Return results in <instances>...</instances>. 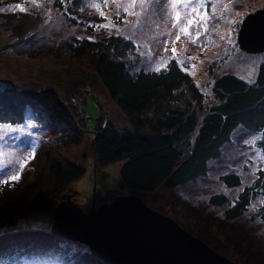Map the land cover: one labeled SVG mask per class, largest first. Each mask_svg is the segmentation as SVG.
I'll return each instance as SVG.
<instances>
[{"label":"rangeland","instance_id":"1","mask_svg":"<svg viewBox=\"0 0 264 264\" xmlns=\"http://www.w3.org/2000/svg\"><path fill=\"white\" fill-rule=\"evenodd\" d=\"M128 3L129 0H85L87 23L75 25L65 12L55 7L54 0H0V84L10 83L18 89H58L61 98L77 109L75 121L55 132L42 129L43 125L34 120L16 126L0 125V170L18 167L20 159L35 148L34 157L23 168L20 179L0 186V236L26 230L52 233L54 213L48 216L29 211L27 205L51 179L49 172L55 157L87 169L86 176L55 199L57 205L70 199L89 214L94 202L100 207L111 203L112 198L133 195L117 183L124 162L95 171L91 149L94 132L109 124L118 130H129L131 126L93 72L91 53L82 59L61 54L67 38V43L90 36L96 40L110 35L129 38L137 46L141 67L160 70L175 60L187 69L192 82L208 101L213 97L212 88L218 77L233 73L253 82L264 63V52L246 53L238 42L243 21L264 9V0H204L208 30L204 31L202 24L199 28L193 25L191 35L180 32L190 15L183 5H178L182 16L175 22L172 0H137L125 12ZM190 4L196 6L197 0H190ZM237 19L242 21L239 26L234 23ZM233 27L237 28L235 45L228 43ZM197 30L201 32L199 37H195ZM178 34L180 39L176 40ZM54 48L59 53H54ZM77 89L89 96L83 105L77 98L80 95H73ZM84 113L86 121H95L85 125L81 117ZM103 114L105 118L100 122ZM262 138L259 133L241 128L224 148L222 159L211 163L206 179L138 197L235 264H264V219L259 214L264 197H255L249 210L234 220L226 217V205L210 203L215 194H225L233 203L245 187L255 182L264 170ZM228 173L240 175L242 185L228 188L223 184L221 177ZM78 244L79 248L85 245ZM14 264L58 263L37 258Z\"/></svg>","mask_w":264,"mask_h":264},{"label":"trees","instance_id":"2","mask_svg":"<svg viewBox=\"0 0 264 264\" xmlns=\"http://www.w3.org/2000/svg\"><path fill=\"white\" fill-rule=\"evenodd\" d=\"M84 1L54 0V5L80 25L87 23ZM67 39L61 54L82 59L91 53L93 72L130 122L129 130H118L113 124L98 128L91 149L95 171L124 162L117 183L133 195L173 190L206 179L211 163L222 159L224 148L241 128L261 134L264 149V63L253 82L233 73L218 77L209 102L175 60L160 70L141 67L137 46L129 38L110 35L97 40L75 38L68 43ZM77 94L83 105L89 96L79 89L73 95ZM76 110L61 98L58 89H18L10 83L0 84V125L16 126L34 120L43 125L42 129L55 132L75 121ZM84 116L85 113L81 116L85 125L95 121H86ZM103 118L104 114L99 121ZM86 174V168L55 157L49 172L51 179L42 185L27 209L54 213L55 199ZM221 180L228 188L242 185L236 173L225 174ZM259 195L264 197V170L233 203L225 194L213 195L210 203L226 205V217L234 220L245 214ZM259 214L264 219V200ZM78 245L43 230L6 233L0 236V264L37 258L58 264H105L87 245Z\"/></svg>","mask_w":264,"mask_h":264},{"label":"water","instance_id":"3","mask_svg":"<svg viewBox=\"0 0 264 264\" xmlns=\"http://www.w3.org/2000/svg\"><path fill=\"white\" fill-rule=\"evenodd\" d=\"M238 42L246 53L264 52V9L246 17ZM54 215L53 234L87 245L105 264H235L136 195L94 202L89 214L69 199Z\"/></svg>","mask_w":264,"mask_h":264},{"label":"snow or ice","instance_id":"4","mask_svg":"<svg viewBox=\"0 0 264 264\" xmlns=\"http://www.w3.org/2000/svg\"><path fill=\"white\" fill-rule=\"evenodd\" d=\"M136 2L137 0H129L127 6L124 7V11L129 12L130 9L136 4ZM178 5H183L186 11L190 12V15L187 16V23H185L180 29L181 33L186 35H191V29L193 25H196L197 28H199L201 24L204 31L208 30L207 20L209 17H208L207 8L205 7L204 4V0H197L196 6H192L190 4V0H172L171 3V7L173 9L172 16L175 22H179L182 16V13L178 10ZM95 6L98 7V5ZM234 23L235 25L239 26L242 23V21L237 19L234 21ZM231 33L232 34L228 36V43L235 45L237 43L236 41L237 28L233 27L231 29ZM200 35L201 32L197 30L195 33V37H199ZM88 38L93 39V37H88ZM179 39H180V35L178 34L176 36V40ZM157 70H159V68ZM184 70L187 71V69ZM34 153H35V148L32 147L25 154L24 158L20 159L18 167H14L7 171L0 170V186L17 182L20 179V173L22 172L23 168L26 166L28 161L34 157Z\"/></svg>","mask_w":264,"mask_h":264}]
</instances>
